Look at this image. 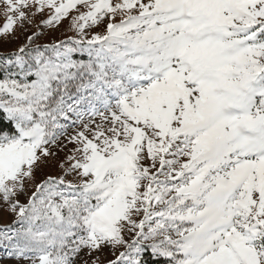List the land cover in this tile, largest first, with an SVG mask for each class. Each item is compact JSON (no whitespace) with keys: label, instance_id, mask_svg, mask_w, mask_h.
I'll return each instance as SVG.
<instances>
[{"label":"snow or ice","instance_id":"1","mask_svg":"<svg viewBox=\"0 0 264 264\" xmlns=\"http://www.w3.org/2000/svg\"><path fill=\"white\" fill-rule=\"evenodd\" d=\"M0 6V264H264V0Z\"/></svg>","mask_w":264,"mask_h":264},{"label":"rangeland","instance_id":"2","mask_svg":"<svg viewBox=\"0 0 264 264\" xmlns=\"http://www.w3.org/2000/svg\"><path fill=\"white\" fill-rule=\"evenodd\" d=\"M47 13H45V16ZM41 19L37 17V20ZM5 22V15L3 7L0 6V27L3 26ZM33 31H38V29L33 25L31 28L28 29V32L31 33ZM93 32H97L103 34L104 26L101 25L96 28H92L88 30L89 35ZM73 32L68 30V21H64L61 25L54 27V28H44L43 34L39 37L36 43L40 45H50L55 42L59 41H66L69 36H72ZM25 34H22L19 29H17L16 36L13 37H5L3 40H0V53H7L15 50L18 46H20L24 42ZM71 131V130H70ZM72 145H68L70 149ZM57 152V156L54 158H50L46 164H42L38 171L36 172V182L43 180L46 176H58L61 173V169L59 168V163L67 154V150L61 151L59 149H55ZM67 179L72 180L71 176L67 177ZM30 190H34L33 186H30ZM21 201L25 202V198L21 197ZM13 219L12 215L3 214L0 216V225L9 223ZM122 250V249H121ZM95 256H98L97 264H107L108 260L114 259L110 250H103L99 253H96ZM95 258V257H94ZM4 264H9V262L5 261Z\"/></svg>","mask_w":264,"mask_h":264}]
</instances>
